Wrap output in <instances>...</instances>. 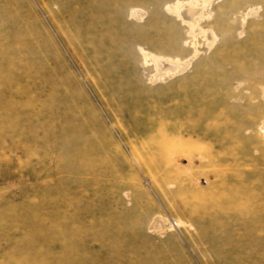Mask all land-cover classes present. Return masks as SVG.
Returning a JSON list of instances; mask_svg holds the SVG:
<instances>
[{
    "label": "rangeland",
    "instance_id": "obj_1",
    "mask_svg": "<svg viewBox=\"0 0 264 264\" xmlns=\"http://www.w3.org/2000/svg\"><path fill=\"white\" fill-rule=\"evenodd\" d=\"M0 264H264V0H0Z\"/></svg>",
    "mask_w": 264,
    "mask_h": 264
},
{
    "label": "bare ground",
    "instance_id": "obj_2",
    "mask_svg": "<svg viewBox=\"0 0 264 264\" xmlns=\"http://www.w3.org/2000/svg\"><path fill=\"white\" fill-rule=\"evenodd\" d=\"M180 12V11H179ZM179 12H178V14H179ZM195 13V12H194ZM186 18H187V16H185ZM191 17H192V15H191ZM185 21V20H184ZM186 22V21H185ZM193 22V21H192ZM192 26H193V24H192ZM163 222V221H162ZM161 221H159L158 223H157V225L158 226H161V229H164V227H163V223H162ZM165 224V223H164ZM167 225V224H166ZM169 225V224H168ZM168 227V226H167Z\"/></svg>",
    "mask_w": 264,
    "mask_h": 264
}]
</instances>
